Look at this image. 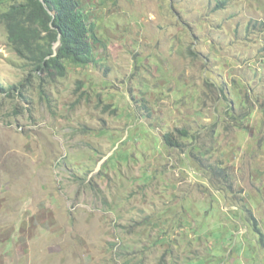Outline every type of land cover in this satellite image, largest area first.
Masks as SVG:
<instances>
[{
  "label": "rangeland",
  "instance_id": "rangeland-1",
  "mask_svg": "<svg viewBox=\"0 0 264 264\" xmlns=\"http://www.w3.org/2000/svg\"><path fill=\"white\" fill-rule=\"evenodd\" d=\"M78 1L63 76L0 19V264H264V0Z\"/></svg>",
  "mask_w": 264,
  "mask_h": 264
},
{
  "label": "trees",
  "instance_id": "trees-1",
  "mask_svg": "<svg viewBox=\"0 0 264 264\" xmlns=\"http://www.w3.org/2000/svg\"><path fill=\"white\" fill-rule=\"evenodd\" d=\"M0 1H11L0 13L7 43L35 75L63 76L66 62L85 65L91 60L93 43L98 38L93 23L86 22L78 0ZM163 137L174 144L170 134Z\"/></svg>",
  "mask_w": 264,
  "mask_h": 264
}]
</instances>
